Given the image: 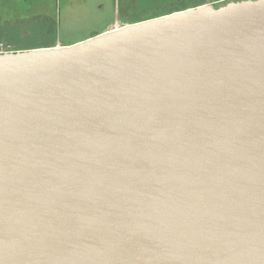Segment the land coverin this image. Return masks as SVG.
<instances>
[{
	"label": "water",
	"instance_id": "obj_1",
	"mask_svg": "<svg viewBox=\"0 0 264 264\" xmlns=\"http://www.w3.org/2000/svg\"><path fill=\"white\" fill-rule=\"evenodd\" d=\"M0 264H264V0L0 52Z\"/></svg>",
	"mask_w": 264,
	"mask_h": 264
},
{
	"label": "rangeland",
	"instance_id": "obj_2",
	"mask_svg": "<svg viewBox=\"0 0 264 264\" xmlns=\"http://www.w3.org/2000/svg\"><path fill=\"white\" fill-rule=\"evenodd\" d=\"M192 1L194 0L184 3ZM214 1L217 0H207L206 4H213ZM133 7L134 0H32L23 12L19 3L4 4L0 0V16L4 21L10 22L9 27L14 26L16 34L29 35L27 39L17 42L20 49H28L40 46L38 44L41 40L58 38L64 44L72 45L103 31L123 28L126 25L124 26L122 19L134 11ZM18 19L21 21L18 22ZM50 22L58 24L57 33L51 34L53 37H47L45 32ZM111 22L113 24L105 29ZM0 32L3 33V29Z\"/></svg>",
	"mask_w": 264,
	"mask_h": 264
},
{
	"label": "trees",
	"instance_id": "obj_3",
	"mask_svg": "<svg viewBox=\"0 0 264 264\" xmlns=\"http://www.w3.org/2000/svg\"><path fill=\"white\" fill-rule=\"evenodd\" d=\"M188 0H134V7L132 13L122 20L128 24L137 23L141 21H145L152 18H157L160 16L168 15L177 11L186 10L189 8H194L203 4H206L207 0H194L190 3L185 4ZM182 4V5H181ZM146 8V11H145ZM103 33V32H101ZM47 37H53L50 32H46ZM100 34V33H98ZM97 34V35H98ZM0 35H5V33H0ZM12 36V40L16 42L15 50H23L19 48L18 41L22 39H27L29 35L27 33L16 34L15 32L10 33ZM1 37V36H0ZM51 40H55V38H51L46 41H40L38 45H43V43H48ZM69 45V44H68ZM42 46H37L34 48H38ZM32 49V48H28Z\"/></svg>",
	"mask_w": 264,
	"mask_h": 264
},
{
	"label": "flooded vegetation",
	"instance_id": "obj_4",
	"mask_svg": "<svg viewBox=\"0 0 264 264\" xmlns=\"http://www.w3.org/2000/svg\"><path fill=\"white\" fill-rule=\"evenodd\" d=\"M4 2V4H6L7 2H17L19 3V5L23 8H21V11L25 12V8H27L32 0H2ZM241 1H248V0H217L214 1L213 6L215 7H221L224 5H227L228 3L231 2H241ZM204 5V4H203ZM201 6V5H200ZM21 21L18 19V22ZM115 21V20H114ZM113 21V22H114ZM0 31L3 29V33H5V35H0V51L2 52H12V51H19V50H15L16 47V42H14L11 38L12 36H10V33H13L14 31H16V29L14 28V26H8V24H10V22L8 21H4L3 17L0 16ZM51 23V22H50ZM124 26L128 25V23L123 22ZM113 23H108L105 27V29L109 26H111ZM104 29V30H105ZM58 30V24L57 22H52L49 27L45 30V32H50V33H57ZM104 32V31H103ZM1 33V32H0ZM41 43V42H40ZM42 44V43H41ZM42 47H38V48H49V47H56V46H68L66 44H64V42H62L60 39L55 38V40H51L48 43H43V45H40ZM32 49H36V48H32ZM23 50H29V49H23Z\"/></svg>",
	"mask_w": 264,
	"mask_h": 264
},
{
	"label": "built area",
	"instance_id": "obj_5",
	"mask_svg": "<svg viewBox=\"0 0 264 264\" xmlns=\"http://www.w3.org/2000/svg\"><path fill=\"white\" fill-rule=\"evenodd\" d=\"M118 29H121V28H118V27H116V29H115V30H118ZM112 31H114V30H112ZM0 52H2V51H0Z\"/></svg>",
	"mask_w": 264,
	"mask_h": 264
}]
</instances>
